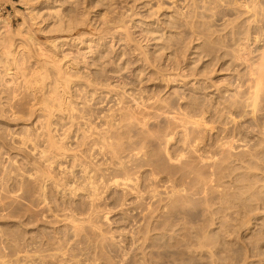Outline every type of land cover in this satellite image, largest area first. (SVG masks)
Returning a JSON list of instances; mask_svg holds the SVG:
<instances>
[{
    "label": "rangeland",
    "instance_id": "1",
    "mask_svg": "<svg viewBox=\"0 0 264 264\" xmlns=\"http://www.w3.org/2000/svg\"><path fill=\"white\" fill-rule=\"evenodd\" d=\"M20 2L0 264H264V0Z\"/></svg>",
    "mask_w": 264,
    "mask_h": 264
},
{
    "label": "bare ground",
    "instance_id": "2",
    "mask_svg": "<svg viewBox=\"0 0 264 264\" xmlns=\"http://www.w3.org/2000/svg\"><path fill=\"white\" fill-rule=\"evenodd\" d=\"M107 24V23H106ZM10 24H9V22L7 23V20H5V19H2L1 18V20H0V45L3 43L1 40H2V31L4 30V29H9L10 28ZM69 30V34H67V37H65V43L69 40V41H76L77 40V42L78 43H80L81 45H82V48H86L87 47V45H88V39H86V40H84L83 38H74L73 37V35H74V33H72L73 32V30H71L69 27L67 28V29H65V31H68ZM75 31V30H74ZM5 41H7V42H5ZM4 42L5 43H7V44H10L11 46H13L14 44H13V42H12V40H10V39H8V38H5V40H4ZM57 44V43H56ZM55 44V45H56ZM256 79H255V83H256V85L257 86H259V85H261L262 84V80H263V78H264V56H263V63L261 64V66H260V68H258V70L256 71ZM2 110V109H1ZM0 113H1V111H0ZM124 176V175H123ZM116 177V176H115ZM125 179H126V177H125ZM123 180H124V178H123ZM127 180V179H126ZM125 180V181H126ZM116 181V180H115ZM120 181V180H119ZM119 181H116L115 183L118 185V186H120V185H124V187L127 185V183L125 184V183H120ZM127 182H128V180H127ZM91 183V182H90ZM93 183V182H92ZM91 183V185L93 186V184ZM120 184V185H119ZM91 186V192H93V190H92V187ZM128 186V185H127ZM126 186V187H127ZM95 188V187H94ZM93 188V189H94ZM96 189H98V188H96ZM95 189V190H96ZM89 190H90V188H89ZM94 190V191H95ZM98 191V190H97ZM89 193V194H92V193ZM96 192V191H95ZM94 192V193H95ZM93 196H94V194H92ZM91 195V196H92ZM88 196H90V195H88ZM97 196V194L95 195V197ZM89 198V197H88ZM93 199V198H92ZM95 199V198H94ZM90 200H91V197H90ZM95 200H97V199H95Z\"/></svg>",
    "mask_w": 264,
    "mask_h": 264
},
{
    "label": "built area",
    "instance_id": "3",
    "mask_svg": "<svg viewBox=\"0 0 264 264\" xmlns=\"http://www.w3.org/2000/svg\"><path fill=\"white\" fill-rule=\"evenodd\" d=\"M21 8L20 0H0V18L17 21L20 18L18 11Z\"/></svg>",
    "mask_w": 264,
    "mask_h": 264
}]
</instances>
